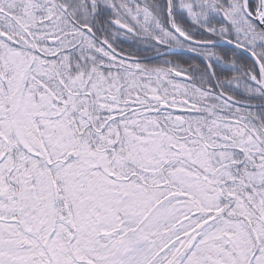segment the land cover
I'll return each instance as SVG.
<instances>
[{
	"label": "snow or ice",
	"instance_id": "6c2138e0",
	"mask_svg": "<svg viewBox=\"0 0 264 264\" xmlns=\"http://www.w3.org/2000/svg\"><path fill=\"white\" fill-rule=\"evenodd\" d=\"M0 264H264V0H0Z\"/></svg>",
	"mask_w": 264,
	"mask_h": 264
},
{
	"label": "trees",
	"instance_id": "16d2710c",
	"mask_svg": "<svg viewBox=\"0 0 264 264\" xmlns=\"http://www.w3.org/2000/svg\"><path fill=\"white\" fill-rule=\"evenodd\" d=\"M124 46H125V47H129L130 45L125 44ZM191 56H192V55L181 54V57H180V58L189 59L190 62H191ZM173 58L175 59V58H178V57H173Z\"/></svg>",
	"mask_w": 264,
	"mask_h": 264
},
{
	"label": "water",
	"instance_id": "95a60500",
	"mask_svg": "<svg viewBox=\"0 0 264 264\" xmlns=\"http://www.w3.org/2000/svg\"><path fill=\"white\" fill-rule=\"evenodd\" d=\"M189 54H191V53H189Z\"/></svg>",
	"mask_w": 264,
	"mask_h": 264
}]
</instances>
